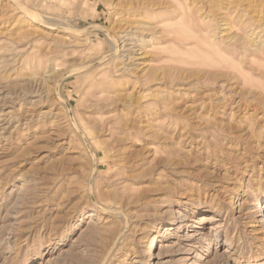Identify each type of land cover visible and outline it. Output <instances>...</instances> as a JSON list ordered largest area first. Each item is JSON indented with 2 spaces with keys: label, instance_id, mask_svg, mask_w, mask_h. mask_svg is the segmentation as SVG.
Here are the masks:
<instances>
[{
  "label": "rangeland",
  "instance_id": "obj_1",
  "mask_svg": "<svg viewBox=\"0 0 264 264\" xmlns=\"http://www.w3.org/2000/svg\"><path fill=\"white\" fill-rule=\"evenodd\" d=\"M263 254L264 0H0V264Z\"/></svg>",
  "mask_w": 264,
  "mask_h": 264
},
{
  "label": "bare ground",
  "instance_id": "obj_2",
  "mask_svg": "<svg viewBox=\"0 0 264 264\" xmlns=\"http://www.w3.org/2000/svg\"><path fill=\"white\" fill-rule=\"evenodd\" d=\"M16 6V8L17 9H20V11H21V13L22 14H25L27 17H28V19L30 20V21H32V22H34V23H39V24H44V26H47L48 28H54V27H58L57 29H60V30H64V31H67V32H70L71 31V27L70 26H68L67 24H66V22H64V21H62V20H57V18L55 19V17L52 19V18H43V16H40V15H38V14H36V13H27L24 9H23V7L21 6V5H18V4H16L15 5ZM21 7H22V9H21ZM21 16H23V15H21ZM24 17V16H23ZM25 21H26V19H24ZM23 20V21H24ZM32 22H30V24H32ZM28 23H29V21H28ZM125 33H126V31H125ZM124 38V39H121V38ZM111 49H113L114 47H115V50L113 51V52H117V51H119V49H120V44H121V48H122V50H123V52L125 51V50H129V48H125V45H129V44H131V42H124V40L126 39V40H133L134 39V37L131 35V33L130 34H128V33H126V35L125 36H112L111 37ZM125 40V41H126ZM135 40V39H134ZM123 42H124V44H123ZM134 42H136V41H134ZM133 44H136V43H133ZM131 49V48H130ZM123 52L121 51V53H120V55H123ZM130 54V53H129ZM127 56H128V54H127ZM128 58H130V57H128ZM68 110H69V112L71 113V115H70V118L73 120V114H72V112H71V109H70V107H68ZM76 125V124H75ZM77 129H78V131L81 133V135L83 136V137H86L85 136V131H83L81 128H79V126L77 125ZM83 133V134H82ZM87 139V138H86ZM87 142H88V146L92 149V145H91V142L89 141V138L87 139ZM92 155H93V152H92ZM95 158V157H94ZM93 198V201H94V204H95V206L98 208V209H100L101 211H103V212H106V213H108V214H112V215H118V216H122L123 214H122V212L120 211V210H118V209H115V208H112V207H110V206H105V205H102V204H98L97 203V201L95 200V198L94 197H92ZM260 199V198H259ZM232 200V199H231ZM212 202H214L213 200H212ZM256 206H262V203L261 204H258V205H256ZM202 218H207V217H202ZM155 245H156V239L154 238V237H151L150 238V243H149V249H148V252H150L154 247H155ZM113 247V246H112ZM258 256H253L252 257V259H255V258H257ZM260 259H264V254L262 255V257H260Z\"/></svg>",
  "mask_w": 264,
  "mask_h": 264
}]
</instances>
